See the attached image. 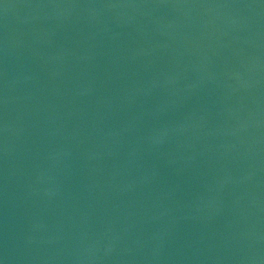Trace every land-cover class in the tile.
Wrapping results in <instances>:
<instances>
[{
	"label": "water",
	"instance_id": "1",
	"mask_svg": "<svg viewBox=\"0 0 264 264\" xmlns=\"http://www.w3.org/2000/svg\"><path fill=\"white\" fill-rule=\"evenodd\" d=\"M3 264H264V0H0Z\"/></svg>",
	"mask_w": 264,
	"mask_h": 264
},
{
	"label": "snow or ice",
	"instance_id": "2",
	"mask_svg": "<svg viewBox=\"0 0 264 264\" xmlns=\"http://www.w3.org/2000/svg\"><path fill=\"white\" fill-rule=\"evenodd\" d=\"M0 264H3V262H2V261H0Z\"/></svg>",
	"mask_w": 264,
	"mask_h": 264
}]
</instances>
